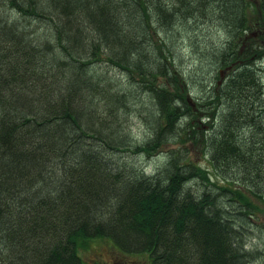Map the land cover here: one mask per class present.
I'll return each mask as SVG.
<instances>
[{
	"label": "trees",
	"instance_id": "1",
	"mask_svg": "<svg viewBox=\"0 0 264 264\" xmlns=\"http://www.w3.org/2000/svg\"><path fill=\"white\" fill-rule=\"evenodd\" d=\"M263 27L264 0H0V264L264 258Z\"/></svg>",
	"mask_w": 264,
	"mask_h": 264
},
{
	"label": "rangeland",
	"instance_id": "2",
	"mask_svg": "<svg viewBox=\"0 0 264 264\" xmlns=\"http://www.w3.org/2000/svg\"><path fill=\"white\" fill-rule=\"evenodd\" d=\"M252 2H255V0H251ZM257 12L253 11V15H255ZM248 14H251V10L248 12ZM256 16H260V14H257ZM30 28H32L30 26ZM35 28V27H34ZM250 28V27H249ZM28 33V32H27ZM209 38H207V43H211L213 41H216V36L213 38L210 37V35H207ZM211 38V40H210ZM213 40V41H212ZM256 45L259 48L258 52L259 55L263 54L264 51V34L262 33V36H257L256 39ZM189 51V50H188ZM190 52V51H189ZM112 73L117 74L114 70H112ZM264 73V68L261 70V74ZM118 75V74H117ZM129 128L131 129V132L133 136L139 140V142H142L149 136L150 129L142 122L140 118L133 117L132 119H129ZM168 145L163 146L162 150L156 153L153 156L146 157L143 155L137 156V161H139V164L148 172L152 171L153 169H157L159 166L162 165V163L165 161V152L167 151ZM191 156L194 158L195 162H198L201 167H204L208 170V173L212 177V179L221 181V176L217 175L211 164L210 161H208V158L203 156L202 154H195L191 153ZM264 208V205H263ZM256 221V222H255ZM253 225L251 226V230L254 231V238L252 239V246H255V249L258 250H264V211L260 213H255L253 218ZM262 228V233L260 234L259 229ZM147 257V254H145ZM81 257L83 261L86 264H145L146 259L143 254H132V253H124L121 252L118 248L115 249L113 243L105 238V239H96L89 243L88 248L85 250H81ZM254 264H264V258H261L257 262H254Z\"/></svg>",
	"mask_w": 264,
	"mask_h": 264
},
{
	"label": "flooded vegetation",
	"instance_id": "3",
	"mask_svg": "<svg viewBox=\"0 0 264 264\" xmlns=\"http://www.w3.org/2000/svg\"><path fill=\"white\" fill-rule=\"evenodd\" d=\"M257 33H258V34H259V33H263V34H264V27H263V30H260L259 28H257L256 31H255V30L252 31V35H254L255 37L258 35ZM259 36H261V34H259ZM255 39H257V37H256ZM256 46H257V45H256ZM257 48H258V47H257ZM251 52H253V51H251ZM262 55H264V51H263V54H262ZM262 55H259V52H255L254 55L251 56L250 59H249V60H250V64H253V67H254L255 62H257V61L259 60V59L257 60V58H255V57H258V56L261 57ZM262 58H264V56H262L261 59H262ZM254 59H255V60H254ZM259 64H260V63H258L257 65L259 66ZM263 65H264V61L261 62V66H259V67H260L261 69H263V68H264Z\"/></svg>",
	"mask_w": 264,
	"mask_h": 264
}]
</instances>
